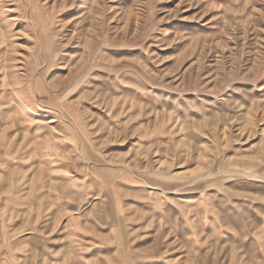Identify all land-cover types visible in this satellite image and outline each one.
Masks as SVG:
<instances>
[{
	"label": "rangeland",
	"instance_id": "obj_1",
	"mask_svg": "<svg viewBox=\"0 0 264 264\" xmlns=\"http://www.w3.org/2000/svg\"><path fill=\"white\" fill-rule=\"evenodd\" d=\"M0 264H264V0H0Z\"/></svg>",
	"mask_w": 264,
	"mask_h": 264
}]
</instances>
